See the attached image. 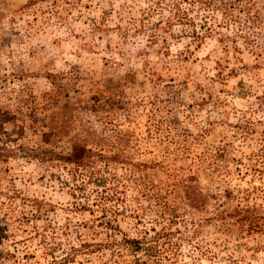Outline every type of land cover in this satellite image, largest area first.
Here are the masks:
<instances>
[{
	"label": "rangeland",
	"instance_id": "1",
	"mask_svg": "<svg viewBox=\"0 0 264 264\" xmlns=\"http://www.w3.org/2000/svg\"><path fill=\"white\" fill-rule=\"evenodd\" d=\"M134 255L264 264V0H0V264Z\"/></svg>",
	"mask_w": 264,
	"mask_h": 264
},
{
	"label": "trees",
	"instance_id": "2",
	"mask_svg": "<svg viewBox=\"0 0 264 264\" xmlns=\"http://www.w3.org/2000/svg\"><path fill=\"white\" fill-rule=\"evenodd\" d=\"M84 149L83 148H80L79 150H77L78 152L77 153H74V156L72 157V160L74 162H76L77 165L79 166H84L86 164V157L81 155V152L83 151ZM103 155L101 153H99V157H102ZM94 182H102V179L99 177L97 178ZM183 189H184V197L186 199V201L191 204V206L193 207H197L200 203H201V200H200V194L196 193L193 189V186L192 185H183ZM157 201V200H156ZM161 202L158 204V202H156L157 206L158 207V214L160 215H164L165 214V211L169 209L168 207V203L166 200L162 199L160 200ZM167 233H170V230L169 231H166V229H160L158 231H154L153 235L151 237H158V236H163ZM151 240V239H150ZM127 243L131 244L133 246V250H141L143 251V254H148V253H155V247L153 246L152 243H148L147 245H141V240L140 238H131V239H128L126 241ZM154 255V254H152ZM131 262L133 264H160L158 263V261H146V259H142L141 257H138L136 255H134L131 259Z\"/></svg>",
	"mask_w": 264,
	"mask_h": 264
}]
</instances>
